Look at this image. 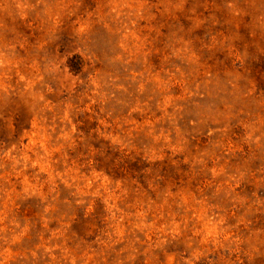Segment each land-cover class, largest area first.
<instances>
[{
  "label": "rangeland",
  "instance_id": "obj_1",
  "mask_svg": "<svg viewBox=\"0 0 264 264\" xmlns=\"http://www.w3.org/2000/svg\"><path fill=\"white\" fill-rule=\"evenodd\" d=\"M0 264H264V0H0Z\"/></svg>",
  "mask_w": 264,
  "mask_h": 264
}]
</instances>
